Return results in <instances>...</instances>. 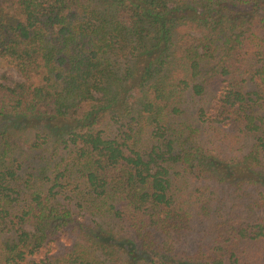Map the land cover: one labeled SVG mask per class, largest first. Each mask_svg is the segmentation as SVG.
I'll list each match as a JSON object with an SVG mask.
<instances>
[{
    "label": "trees",
    "instance_id": "obj_1",
    "mask_svg": "<svg viewBox=\"0 0 264 264\" xmlns=\"http://www.w3.org/2000/svg\"><path fill=\"white\" fill-rule=\"evenodd\" d=\"M0 264H264V0H0Z\"/></svg>",
    "mask_w": 264,
    "mask_h": 264
},
{
    "label": "rangeland",
    "instance_id": "obj_2",
    "mask_svg": "<svg viewBox=\"0 0 264 264\" xmlns=\"http://www.w3.org/2000/svg\"><path fill=\"white\" fill-rule=\"evenodd\" d=\"M21 80L20 74L16 69L8 64L0 63V81L7 84H13Z\"/></svg>",
    "mask_w": 264,
    "mask_h": 264
}]
</instances>
